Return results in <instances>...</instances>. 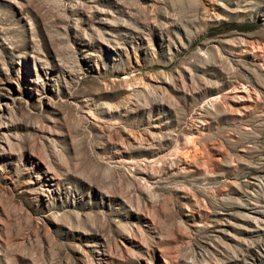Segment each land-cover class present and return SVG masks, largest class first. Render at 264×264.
I'll return each mask as SVG.
<instances>
[{"label":"rangeland","instance_id":"1","mask_svg":"<svg viewBox=\"0 0 264 264\" xmlns=\"http://www.w3.org/2000/svg\"><path fill=\"white\" fill-rule=\"evenodd\" d=\"M0 264H264V0H0Z\"/></svg>","mask_w":264,"mask_h":264}]
</instances>
